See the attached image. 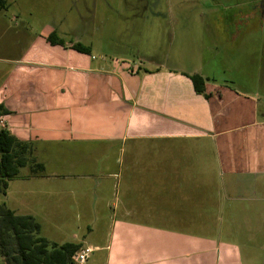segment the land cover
I'll return each mask as SVG.
<instances>
[{"label": "crops", "instance_id": "1", "mask_svg": "<svg viewBox=\"0 0 264 264\" xmlns=\"http://www.w3.org/2000/svg\"><path fill=\"white\" fill-rule=\"evenodd\" d=\"M215 10L209 47L199 43L206 29L144 31L153 62L124 65L127 52L107 55L52 27L0 59L1 122L37 163L52 143L82 150L78 166L86 152L127 148L105 242H69L101 252V264H264V13L254 1ZM54 33L63 46L48 42ZM192 75L205 80L202 94Z\"/></svg>", "mask_w": 264, "mask_h": 264}, {"label": "rangeland", "instance_id": "2", "mask_svg": "<svg viewBox=\"0 0 264 264\" xmlns=\"http://www.w3.org/2000/svg\"><path fill=\"white\" fill-rule=\"evenodd\" d=\"M249 1L263 0H5L6 8L0 10V59L19 54L26 39L52 27L63 32L68 41L75 37L88 45L91 42L95 48L102 46L103 52L105 47L107 55L127 52L130 60L124 65L139 60L142 64L153 62V47L144 44V31L169 35L175 29H206L205 41L199 43L209 47L215 42L216 32L220 35V22L213 21L215 9H224L228 15L239 2ZM245 7L248 9V4ZM150 22L155 25L150 27ZM187 23L193 26L186 27ZM159 45L165 46L163 41ZM68 147L52 143L39 148L37 158L43 162L44 172L22 180L29 175L27 168L21 169L19 178L8 182L0 203L18 215L32 216L40 225L39 236L50 242L102 245L98 243L105 242L110 225L119 219L121 190L129 168L127 148L86 152L83 164L78 166L73 160L83 151H68ZM58 149L66 154L62 162L58 161ZM88 159L90 165H86ZM83 190L89 193L80 194ZM100 256L101 252H95L87 264H101Z\"/></svg>", "mask_w": 264, "mask_h": 264}, {"label": "trees", "instance_id": "3", "mask_svg": "<svg viewBox=\"0 0 264 264\" xmlns=\"http://www.w3.org/2000/svg\"><path fill=\"white\" fill-rule=\"evenodd\" d=\"M5 0H0V10L6 8ZM51 45L63 46L65 43L55 34L47 38ZM78 52H88L81 44H72ZM196 93L204 92V79L197 75L189 77ZM7 111L0 104V123ZM29 143L17 140L0 124V195L5 196L8 182L19 178L20 170L27 168L29 176L38 177L44 172V166L35 161ZM40 225L32 216L18 215L5 203H0V257L3 264H73L71 258L80 244H56L40 237Z\"/></svg>", "mask_w": 264, "mask_h": 264}, {"label": "built area", "instance_id": "4", "mask_svg": "<svg viewBox=\"0 0 264 264\" xmlns=\"http://www.w3.org/2000/svg\"><path fill=\"white\" fill-rule=\"evenodd\" d=\"M1 124V123H0ZM94 249L91 247H82L71 258L73 264H84L92 255Z\"/></svg>", "mask_w": 264, "mask_h": 264}, {"label": "flooded vegetation", "instance_id": "5", "mask_svg": "<svg viewBox=\"0 0 264 264\" xmlns=\"http://www.w3.org/2000/svg\"><path fill=\"white\" fill-rule=\"evenodd\" d=\"M261 5L262 12L264 13V0L259 2ZM2 123V122H1ZM3 126V125H2Z\"/></svg>", "mask_w": 264, "mask_h": 264}]
</instances>
